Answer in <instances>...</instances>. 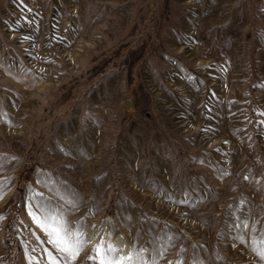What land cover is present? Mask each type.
Wrapping results in <instances>:
<instances>
[{
    "label": "rangeland",
    "instance_id": "obj_1",
    "mask_svg": "<svg viewBox=\"0 0 264 264\" xmlns=\"http://www.w3.org/2000/svg\"><path fill=\"white\" fill-rule=\"evenodd\" d=\"M0 193V264H264V0H0Z\"/></svg>",
    "mask_w": 264,
    "mask_h": 264
},
{
    "label": "snow or ice",
    "instance_id": "obj_2",
    "mask_svg": "<svg viewBox=\"0 0 264 264\" xmlns=\"http://www.w3.org/2000/svg\"><path fill=\"white\" fill-rule=\"evenodd\" d=\"M0 198H2V193H0ZM56 242L63 245V247L61 249L62 251H66V252L72 251V249L67 245V242L64 239L60 238ZM102 264H103V262H102Z\"/></svg>",
    "mask_w": 264,
    "mask_h": 264
},
{
    "label": "water",
    "instance_id": "obj_3",
    "mask_svg": "<svg viewBox=\"0 0 264 264\" xmlns=\"http://www.w3.org/2000/svg\"><path fill=\"white\" fill-rule=\"evenodd\" d=\"M127 107H128V108L130 107V101L127 102Z\"/></svg>",
    "mask_w": 264,
    "mask_h": 264
}]
</instances>
